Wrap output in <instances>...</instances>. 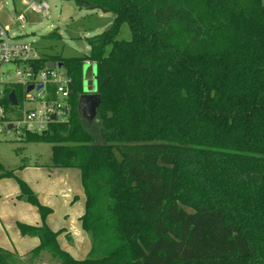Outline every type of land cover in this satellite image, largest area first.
Listing matches in <instances>:
<instances>
[{"label":"trees","instance_id":"16d2710c","mask_svg":"<svg viewBox=\"0 0 264 264\" xmlns=\"http://www.w3.org/2000/svg\"><path fill=\"white\" fill-rule=\"evenodd\" d=\"M83 1L114 21L87 39L86 56L41 57L63 63L68 118L26 140L51 144L49 167L80 171L81 225L97 257L61 250L44 224L51 209L3 172L43 222L16 224L39 239L32 255L51 251L62 264H264L263 0ZM123 24L128 41L117 39ZM87 62L100 99L91 124L77 111ZM14 262L0 248V264Z\"/></svg>","mask_w":264,"mask_h":264},{"label":"rangeland","instance_id":"374dc122","mask_svg":"<svg viewBox=\"0 0 264 264\" xmlns=\"http://www.w3.org/2000/svg\"><path fill=\"white\" fill-rule=\"evenodd\" d=\"M35 1L47 2L50 6V15L44 16L31 12H24L25 8L22 6L21 0H0V7L2 8L0 20L9 24L12 32L20 36L21 40L30 43L40 57L60 56L62 58H71L86 56L89 53L87 39L100 35L106 31L114 21V15L111 13H103L99 10H81L73 2L61 0ZM20 13L25 14L26 21L24 23L15 20ZM53 32L60 36L59 40L48 38ZM117 39L125 41L131 39V32L127 24L121 26ZM86 66L91 67L93 74L88 79H85L82 74V90L86 87L84 81L93 80L96 75V65L94 63H85L83 69H85ZM3 70L13 69L11 66L6 65L3 67ZM61 72L65 73L63 67ZM32 94L35 95L36 93ZM67 118L68 117L63 118V120L56 122V124H65ZM50 163L51 144L46 142H29L26 140V136L19 139L13 132L12 135H0V174L13 171L19 179H21V177L27 179L33 186L39 189V192L45 195L47 194L50 200L49 202L53 204L57 210L63 209V207H67L62 203L64 200L62 198H65L63 192L67 185H72L71 188L74 189V182L68 179L64 181L55 179L53 171L49 170L53 169L49 167ZM35 165L40 168L24 169V173L22 174V168L34 167ZM64 171H68L72 176L74 175L76 177L74 181L79 184L80 171L78 169L69 168ZM64 171L63 173H65ZM76 196L77 193L72 194L70 201L73 202ZM82 201H84V199ZM24 202L27 203L25 200ZM81 204H83L82 207L84 208V202H81ZM26 205L32 207L34 211H36V208L32 205ZM59 213L60 212L56 211L57 215ZM18 264L62 263L51 251H42L38 257L29 255L23 262H19Z\"/></svg>","mask_w":264,"mask_h":264},{"label":"built area","instance_id":"2783aa9c","mask_svg":"<svg viewBox=\"0 0 264 264\" xmlns=\"http://www.w3.org/2000/svg\"><path fill=\"white\" fill-rule=\"evenodd\" d=\"M21 4L24 12L50 15V6L45 1L21 0ZM15 20L24 23L25 14H18ZM40 61L33 46L21 40L9 24L0 20V135L13 132L21 139L28 133L41 134L51 123L66 117L70 79L61 72L62 68L50 69L47 62L41 64ZM6 65L13 70H3ZM39 85L41 89H37ZM29 86L33 87L30 91L27 90ZM11 92L15 93L16 105L8 100ZM52 115L55 120L51 119Z\"/></svg>","mask_w":264,"mask_h":264},{"label":"crops","instance_id":"0c3cea01","mask_svg":"<svg viewBox=\"0 0 264 264\" xmlns=\"http://www.w3.org/2000/svg\"><path fill=\"white\" fill-rule=\"evenodd\" d=\"M30 168L35 169L40 167L37 165L28 168L24 167L21 170L22 174L24 173V169ZM49 170L53 171L55 179L73 181L75 188L72 189V185L66 186L63 192L65 198H61L64 199L62 201L63 205L67 207L57 210L49 202L47 194L39 192L38 188L33 186L27 179L21 177L35 193L40 204L52 208H50L52 213L46 217L44 224L54 233H58L57 243L60 249L68 253L73 259L82 261L88 258H96L97 255L92 254L94 247L92 233L84 230L81 225V217L85 214V194L81 185V178L78 184L74 181L76 180L74 175L72 176L68 171H64L67 170L66 168H53ZM13 180V178L0 179V248L10 252L15 260L14 264H18L19 262H23L27 256L32 255V251L39 246L40 241L37 237L22 236L16 224L22 223L40 227L43 222L37 209L34 211L32 207L26 205L29 203H25L24 199H19L20 189ZM74 193H77V196L71 202L70 199ZM82 198L84 201H82ZM81 202H84V208ZM56 211L60 213L57 215Z\"/></svg>","mask_w":264,"mask_h":264},{"label":"water","instance_id":"95a60500","mask_svg":"<svg viewBox=\"0 0 264 264\" xmlns=\"http://www.w3.org/2000/svg\"><path fill=\"white\" fill-rule=\"evenodd\" d=\"M78 7L81 10H88V11L99 10L103 13H108V11L103 9L101 6L93 5V4H90V3L85 2L83 0L80 1ZM56 67L62 68L63 63L55 62V61H48L47 62V68L54 69ZM82 70H83L82 74H83V77L85 79H88L93 74L91 67H89V66H86L85 69H83V67H82ZM96 79H97V76L95 75L93 80L84 81V85L86 87L82 90L83 93L79 96L78 105H77V111H78L79 115L81 116L82 119L87 121L89 124L94 122V120L97 116V108H98V105L100 102L99 96L97 94V86L95 84ZM95 86H96V89H95ZM41 87L42 86L39 85L37 87V89H41ZM32 88H33L32 86H29L27 90L30 91ZM8 100L12 105L17 104V100H16V96H15L14 92H11L9 94ZM65 114H67V110L65 111ZM51 119L55 120L56 119L55 115H52ZM42 134L45 135L46 131H44Z\"/></svg>","mask_w":264,"mask_h":264}]
</instances>
